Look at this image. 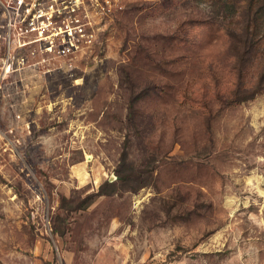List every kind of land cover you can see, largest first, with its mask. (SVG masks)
Instances as JSON below:
<instances>
[{"label": "rangeland", "instance_id": "rangeland-1", "mask_svg": "<svg viewBox=\"0 0 264 264\" xmlns=\"http://www.w3.org/2000/svg\"><path fill=\"white\" fill-rule=\"evenodd\" d=\"M211 2H85L65 57L0 39V264H264V90Z\"/></svg>", "mask_w": 264, "mask_h": 264}, {"label": "built area", "instance_id": "built-area-1", "mask_svg": "<svg viewBox=\"0 0 264 264\" xmlns=\"http://www.w3.org/2000/svg\"><path fill=\"white\" fill-rule=\"evenodd\" d=\"M85 2L102 6L108 0H0V39L7 46L36 45L42 53L68 56L84 39L91 37L85 24L72 29L74 22L82 21L80 9L85 7ZM57 21L66 23L62 43L58 45L54 39L57 34L52 33ZM80 36L84 38L81 40ZM27 37L32 40L22 42Z\"/></svg>", "mask_w": 264, "mask_h": 264}, {"label": "trees", "instance_id": "trees-1", "mask_svg": "<svg viewBox=\"0 0 264 264\" xmlns=\"http://www.w3.org/2000/svg\"><path fill=\"white\" fill-rule=\"evenodd\" d=\"M211 12L222 17L238 77L245 78L243 73L251 69L258 71L262 83L256 90H264V0H212Z\"/></svg>", "mask_w": 264, "mask_h": 264}]
</instances>
